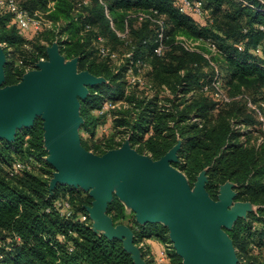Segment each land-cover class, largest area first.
I'll return each mask as SVG.
<instances>
[{"label":"trees","instance_id":"trees-1","mask_svg":"<svg viewBox=\"0 0 264 264\" xmlns=\"http://www.w3.org/2000/svg\"><path fill=\"white\" fill-rule=\"evenodd\" d=\"M16 1L29 12L46 9L48 2ZM78 1L55 0L48 15L53 29L39 34L31 30L20 34L12 13L0 7V43L7 44L2 86L18 83L41 58H47L41 40L48 44L56 40L65 59L76 57L79 70L104 79L88 85L86 97L79 99L81 128L92 134L106 118L96 114L101 103L105 98L122 96V105L112 111L119 113L113 127L116 133L124 134L132 149L157 160L178 144L172 165L183 172L189 185L204 172V187L211 199H216L222 185L230 183L234 201L255 207L237 218L227 233L237 264H264V259L258 258L264 251V137L257 142L252 135L254 116L262 114V107L258 106V112L249 107L248 100L252 104L256 101L245 93L264 90V12L238 0H203L202 16L179 11L178 0H87L77 7ZM247 2L259 5L258 0ZM138 12L149 18L139 20ZM150 17L160 18L164 25L165 47L160 54L154 53L153 43L159 25ZM192 33L198 42L193 51L176 39ZM97 34L116 52L121 47L128 53L127 62L117 71L109 65L112 61L97 54ZM207 41L214 44L215 51L207 47ZM220 49L227 72L223 88L229 99L217 102L202 86L212 80L214 66L222 78L210 56ZM137 58L142 65L133 66V71L143 69V76L152 85L151 92L141 98L133 92L123 93L118 82L122 78L130 84L124 75ZM200 62L210 68V74L197 80ZM196 84L203 96L190 94ZM160 92L167 96L159 98ZM247 127L251 129L245 130ZM80 143L90 149L85 141ZM103 145L99 155L112 148L111 139ZM46 155L40 118L17 129L12 140L0 138V264H135L122 239L108 238L92 227L85 210L92 202L90 195L65 184L49 189L53 173L49 163L31 164L30 169L9 174L13 162L28 161L29 157L39 161ZM57 202L60 206H55ZM124 208L114 196L106 213L114 223L126 216ZM81 214L86 218L81 219ZM167 233L166 226L147 222L140 226V235L133 237V242L145 240L146 248L155 254L157 250L147 239L164 241ZM167 256V264H183L175 252Z\"/></svg>","mask_w":264,"mask_h":264},{"label":"water","instance_id":"water-1","mask_svg":"<svg viewBox=\"0 0 264 264\" xmlns=\"http://www.w3.org/2000/svg\"><path fill=\"white\" fill-rule=\"evenodd\" d=\"M46 53L47 58L25 72L18 83L2 86L6 59L0 45V138L12 140L17 129L40 117L46 161L53 167L49 189L65 184L88 191L92 202L85 210L92 227L108 238L122 239L135 264L146 262L133 242L132 230L114 226L106 213L113 194L141 225L163 222L183 264H237L231 238L221 227H231L243 215L236 212L238 217L233 218L228 210L234 194L222 192V185L220 198L211 199L204 187V172L196 179L202 178V183L192 191L185 175L170 165L178 144L157 160L137 153L127 140L100 155L86 150L78 133L79 99L86 97L88 85L104 79L88 71L76 72L77 58L66 60L55 42L46 47Z\"/></svg>","mask_w":264,"mask_h":264},{"label":"built area","instance_id":"built-area-1","mask_svg":"<svg viewBox=\"0 0 264 264\" xmlns=\"http://www.w3.org/2000/svg\"><path fill=\"white\" fill-rule=\"evenodd\" d=\"M241 1L243 4L250 5L251 7H256L257 10L264 12V0H258L259 5L249 4L247 0H238ZM87 0H81L76 3L77 7L81 6V4H86ZM54 3L55 0H48L46 9L40 10L35 9L32 12L27 11L26 9L22 8L16 0H0V7L5 8L9 12L12 13L13 19L17 24L18 32L20 34L24 33L25 31L31 30L35 34H39L47 29H49L53 25V21L49 18V13L54 9ZM177 8L181 12L189 13L194 16H202L204 13L203 10V0H178ZM139 20L149 18V15L143 12H138L136 14ZM150 20L155 21L158 23V32L154 36L153 43L156 44L154 47V53L160 54L165 47L164 40L166 38L164 34V25L160 18L157 17H150ZM88 27V26H87ZM262 26H260L261 28ZM117 35L124 36V33L117 32ZM176 39L178 42L187 50H197L198 42L197 41H191L189 39H186L182 36H177ZM94 44L96 48L97 54L107 60L114 61L118 58V53L113 50L108 44L105 42V38L101 34H97L94 38ZM207 47L215 51V46L212 42L207 41L206 42ZM240 49V47H239ZM128 54H126L127 56ZM203 56L209 61L208 54L204 53ZM212 65V63H210ZM142 61L140 58L134 59L131 61L130 66L128 67L124 78L125 80H128L130 84L135 85L139 90H143L145 93H150L152 89V85L150 82L146 80V78L143 76V73H141L142 69H139L137 73L133 71V66H141ZM215 74L210 81L209 84H204L202 86V90L204 92H209L210 96L213 100L219 102V101H228V96L223 88V81L222 78H220L219 72L214 66ZM117 101H121L120 98L117 96H113L112 98H105L104 102L101 103L100 107L96 110L97 115H106V117L112 116V111H114L116 108L119 107ZM247 105L253 109H256L258 112V108L252 104L249 100L247 101ZM117 106V107H116ZM115 117V116H114ZM113 117V118H114ZM259 119L262 123V127H264V118L259 113ZM103 131H106L107 127L106 125L102 127ZM31 164L34 165H40V162L37 161L33 157H29L28 161H20L17 160L13 162L11 169L9 171L10 175L16 174L21 170L24 169H30ZM61 203L57 202L55 206H60ZM67 203H64L65 209L67 208ZM81 219H85L86 215L81 214ZM137 247L142 249L144 252V256L142 255V258L145 260H150L153 262V264H167L168 256L166 247L164 244H161V247L157 250L155 254L152 253L151 250L146 248V243L138 242L136 243ZM141 252V251H140ZM1 257V255H0ZM147 264V263H146Z\"/></svg>","mask_w":264,"mask_h":264},{"label":"rangeland","instance_id":"rangeland-1","mask_svg":"<svg viewBox=\"0 0 264 264\" xmlns=\"http://www.w3.org/2000/svg\"><path fill=\"white\" fill-rule=\"evenodd\" d=\"M229 1H233V0H229ZM228 4L229 3H227V5ZM225 7H226V5H225ZM49 29H53V27L51 26ZM185 37L188 38L191 41H197V38H196L195 35H193V33H192L191 36H189V37L188 36H185ZM54 42L57 43L56 40H53L50 44H48L44 40H41V43H44L46 45V47L47 46H50ZM0 45H1V48L3 49V52H4V47H6L7 44L1 42ZM118 49H119L118 52L121 54L122 53V48L121 47H118ZM210 56L212 57V59L216 63V65L219 67V69L221 71V75H222L223 82L226 81V76H227V72L225 70L226 62L224 60V57H223V54H222V50L220 49V51L218 50L216 52H210ZM40 60H44V59L41 58ZM66 60H68V59H66ZM261 63H262V61H261ZM121 64H122V62H120V60L119 61H114V62L112 61V62L109 63V65L114 69V71H117ZM262 67L264 68L263 65H262ZM75 71L76 72H81V71H87V70H79L77 68V66H76ZM196 72H197L196 79L199 80L201 77H204V76H207V75L210 74V68L207 67L203 62H200L199 63V66H198V69L196 70ZM141 73H144V70L143 69H142ZM118 82H120L123 85V93L125 92V94H127L129 92H133L138 98H141V97H143L145 95V92L144 91L139 90L133 84H127L124 81V79H122V78L120 80H118ZM260 92H262V93H259L258 94V92H255L254 89H250V90H248L245 93L247 94L246 97H249L250 99H254L256 101V102H253V101L252 102L254 103V105L257 108H258V106H261L262 107L261 108V110H262L261 116L264 118V90H261ZM201 93L202 92L199 90V87H198L197 84H196L195 88L190 91V94H195V95H202ZM158 96H159V98H162L163 99V98H165L167 96V94L166 93H163V92H160ZM120 97H121L120 98L121 101H117L118 105H122V103H123V100H122L123 97L122 96H120ZM117 115H119V113L118 112H114V113H112V116L111 117H106L105 119L103 118L102 121L98 124V126L96 127V129L94 130V132L92 134H90L88 131H86V130H84V129L81 128V124L82 123L79 125V127H78V133H79V136H80V142L81 141H85L86 143H88V145L90 146V149L88 151H90V152H92L94 154H98L100 152V150L104 147V145H103L104 141H107L109 139H111V142H112V148H110V149L119 148L125 142L126 139L124 137V134H122V133H116V130H114V127H113V124L115 122L114 119L117 117ZM258 116H259V114L257 115V117L254 116V122L255 123H254V126H252L253 127L252 129H254V133L252 135H253L254 139H257V142L258 141H261V138L264 137V127H262L260 125V123H259L260 119H259ZM36 118H40V117H36ZM105 125L107 127L106 128L107 130L106 131H103V128L102 127L105 126ZM244 129L245 130H248V129H251V127H247V128H244ZM96 147H98V148L96 149ZM142 155H145V156H148L149 157L148 154H142ZM46 156H43L39 160V162H40V165L39 166H43L44 162H47L46 161ZM152 160H154V159H152ZM175 160H173V161H175ZM172 162H170V165L173 168H175V169L179 170L180 172H182L177 166L172 165ZM200 183H202V178H200L197 182L195 181L192 185H190V189L192 191H196L197 187L200 186ZM231 185L232 184H230V183L224 184L223 187L221 188V191L222 192H224V191L227 192L228 191L229 193H233L235 195V192H234V189H233V185L232 186ZM82 191L84 193H87L88 194V191H84V190H82ZM114 196L115 195L113 194L112 195V198ZM220 196H221V194H220ZM220 196H219V193H218V195H217V197H216L215 200H218L220 198ZM238 202L239 201H234V197L233 198L231 197L230 202H229V205H228V210H230V212L232 213L233 218L235 216H237L236 212L237 213H243V215L241 217H245L247 215V212L250 209H254L255 208L253 205H251L248 202H245L247 204H245V203H238ZM124 206H125L124 210H125V215L126 216L123 219H120V220L118 219L116 222L113 223V225L114 226H117V225H125V226L129 227L132 230L133 237H139L138 235H140L139 232H140V226H141L140 223L141 222H140V220L137 219L135 213L128 206H126L125 204H124ZM247 207L249 208L248 210L246 209ZM233 212H235V213H233ZM153 224L164 225L163 222H159V221L158 222H155ZM229 226H230V224H223L221 227L227 232L230 229ZM157 240L160 242V247H161V244H164L165 245L166 251H167L168 254H170L171 252H175L173 243L170 241V238H169V234L168 233L166 234V237H165L164 241L163 240L160 241L159 239H157ZM140 242L144 243L142 240ZM234 250H235V248H234ZM235 255H236V252H235ZM258 258L259 259H264V251L263 252H260L258 254ZM236 259H237V257H236ZM147 264H153V262L150 261Z\"/></svg>","mask_w":264,"mask_h":264},{"label":"crops","instance_id":"crops-1","mask_svg":"<svg viewBox=\"0 0 264 264\" xmlns=\"http://www.w3.org/2000/svg\"><path fill=\"white\" fill-rule=\"evenodd\" d=\"M126 54H128L126 52V50H123L121 54L120 53L118 54V58L116 60H114V61H119L120 60V62L126 63L127 62V56H126ZM142 241L144 243L146 242L145 240H142ZM147 242L150 243L151 246H153L155 250H158L160 248V242L156 238L147 239Z\"/></svg>","mask_w":264,"mask_h":264}]
</instances>
